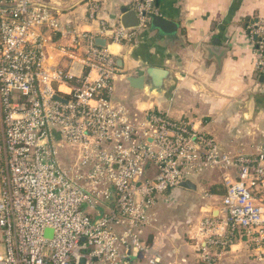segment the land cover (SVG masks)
Masks as SVG:
<instances>
[{
  "label": "built area",
  "instance_id": "1",
  "mask_svg": "<svg viewBox=\"0 0 264 264\" xmlns=\"http://www.w3.org/2000/svg\"><path fill=\"white\" fill-rule=\"evenodd\" d=\"M156 2L136 0L139 26L158 16ZM246 32L263 71L264 21ZM57 33L68 41L50 65ZM130 35L112 31L115 42ZM116 75L112 55L77 25L63 27L48 0H0V264H161L142 240L150 211L206 172L221 175L224 217L203 218L196 241L231 243L239 232L264 261V150L229 155L162 113L137 130L112 102ZM64 152L76 155L68 167Z\"/></svg>",
  "mask_w": 264,
  "mask_h": 264
},
{
  "label": "crops",
  "instance_id": "2",
  "mask_svg": "<svg viewBox=\"0 0 264 264\" xmlns=\"http://www.w3.org/2000/svg\"><path fill=\"white\" fill-rule=\"evenodd\" d=\"M48 4L63 27L77 25L112 55L117 70L112 102L126 110L137 130L149 114L162 113L173 121L193 123L229 155L253 157L264 150V70L255 68V49L244 25L246 18L264 21V0H157L158 16L174 23L175 31L161 32L149 20L145 27L126 29L131 35L119 42L112 31L122 27L124 9L135 12L136 0ZM91 8L93 21L88 19ZM67 41L61 33L55 35L48 49L50 65L62 61L56 48ZM139 77L158 94L131 87L128 79ZM74 155H61L64 167L74 162ZM191 182L196 189L180 188L175 205L159 200L150 211L155 221L145 228L142 240L160 263L264 264L260 250L239 232L231 243L196 241L203 218L224 217L225 190L218 172H206ZM132 264L147 262L137 258Z\"/></svg>",
  "mask_w": 264,
  "mask_h": 264
},
{
  "label": "water",
  "instance_id": "3",
  "mask_svg": "<svg viewBox=\"0 0 264 264\" xmlns=\"http://www.w3.org/2000/svg\"><path fill=\"white\" fill-rule=\"evenodd\" d=\"M133 18L134 21H129V18ZM121 26L125 29H130V28H136L139 25L137 15L135 14L134 11H128L126 9L123 10L122 16H121ZM150 24L153 28L164 32V33H173L175 31V24L172 23L171 21H168L162 17L159 16H152L150 18ZM99 44V43H98ZM128 82L130 83L131 87L135 89H145V92L150 95V94H156L157 92L150 91V87L148 84L144 82V78H129ZM158 94V93H157ZM56 99L65 102V100L60 99L58 96H55ZM180 188L182 189H188V190H195L196 187L195 185L189 181L186 180L182 182L179 185Z\"/></svg>",
  "mask_w": 264,
  "mask_h": 264
},
{
  "label": "trees",
  "instance_id": "4",
  "mask_svg": "<svg viewBox=\"0 0 264 264\" xmlns=\"http://www.w3.org/2000/svg\"><path fill=\"white\" fill-rule=\"evenodd\" d=\"M252 21H253V18H246L244 20L245 29L247 28V26L249 25V23L252 22Z\"/></svg>",
  "mask_w": 264,
  "mask_h": 264
},
{
  "label": "rangeland",
  "instance_id": "5",
  "mask_svg": "<svg viewBox=\"0 0 264 264\" xmlns=\"http://www.w3.org/2000/svg\"><path fill=\"white\" fill-rule=\"evenodd\" d=\"M75 154V153H74ZM212 202V201H211ZM214 202V201H213ZM161 204V203H160ZM166 205H168V206H173V205H175V201H166V203H165ZM181 260V259H180ZM145 262H146V260H144ZM182 261V260H181Z\"/></svg>",
  "mask_w": 264,
  "mask_h": 264
}]
</instances>
